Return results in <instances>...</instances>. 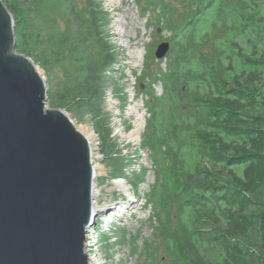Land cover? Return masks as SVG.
I'll return each instance as SVG.
<instances>
[{
  "label": "trees",
  "instance_id": "1",
  "mask_svg": "<svg viewBox=\"0 0 264 264\" xmlns=\"http://www.w3.org/2000/svg\"><path fill=\"white\" fill-rule=\"evenodd\" d=\"M174 1L144 7L160 8L174 52L167 69L157 68L162 93L151 95L140 144L160 168L148 201L162 264H264V0H198L203 11L186 34L173 22ZM3 2L16 50L47 74L48 104L91 123L110 167L105 179L125 180L103 106L117 49L101 0ZM186 8L189 19L197 5ZM206 12L210 27L198 35ZM146 247L157 250L152 241Z\"/></svg>",
  "mask_w": 264,
  "mask_h": 264
},
{
  "label": "water",
  "instance_id": "2",
  "mask_svg": "<svg viewBox=\"0 0 264 264\" xmlns=\"http://www.w3.org/2000/svg\"><path fill=\"white\" fill-rule=\"evenodd\" d=\"M169 49L159 44L155 57ZM48 91L45 74L16 51L0 0V264H88L95 145L67 111L47 107Z\"/></svg>",
  "mask_w": 264,
  "mask_h": 264
},
{
  "label": "rangeland",
  "instance_id": "3",
  "mask_svg": "<svg viewBox=\"0 0 264 264\" xmlns=\"http://www.w3.org/2000/svg\"><path fill=\"white\" fill-rule=\"evenodd\" d=\"M152 1L101 0L102 7L110 18L109 41L117 49V63L107 73L103 106L110 114L111 137L116 142V149L122 151L121 157L126 160V169L125 180L105 179L110 167L100 151L101 141L95 140L94 153L98 160L94 162L100 168L95 178L97 193L94 205L97 217L87 229L86 241V253L93 264H162L165 261L160 240L156 238L153 230V208L148 201L160 168L156 167L153 154L140 144L149 117L151 95L154 93L159 96L162 93L160 81L155 80L157 68L167 69L170 64L169 56L172 55L173 58L174 52L170 47L165 59L158 60L155 57L157 46L164 42L169 43L171 33L167 29L166 19H158L159 7L144 10ZM200 3L198 0H178L170 3L169 7L175 10L173 22L176 30L180 32L186 26L184 33L188 32L190 20L196 18L194 16L199 11H203L202 8L198 9ZM195 4L197 9L188 19L189 14L185 16L188 11L186 6ZM180 14L184 15L179 17ZM206 14L208 16L199 25L198 35L210 27L213 12ZM54 19L62 30L61 18L55 14ZM149 55L151 62L147 60ZM36 65L47 78L41 66ZM65 67V63L57 67L59 78H62ZM122 97H125L124 104L119 101ZM47 107L53 108L48 101ZM73 119L77 121L74 117ZM77 124L81 127H92L89 122L77 121ZM97 224L100 226L98 229ZM151 241L153 248L157 249L155 252L146 247Z\"/></svg>",
  "mask_w": 264,
  "mask_h": 264
},
{
  "label": "bare ground",
  "instance_id": "4",
  "mask_svg": "<svg viewBox=\"0 0 264 264\" xmlns=\"http://www.w3.org/2000/svg\"><path fill=\"white\" fill-rule=\"evenodd\" d=\"M81 132L87 136V138L89 139V141L91 142L92 146H94V142H95V139L93 137V135L91 134V132L89 131V129H87V127H81L80 128ZM135 137V136H134ZM131 138V137H130ZM137 139V136L136 138ZM96 154L93 155V168H94V173H95V176L100 172V168L99 166L96 164L97 162H94V161H97V157H95ZM120 183V182H119ZM117 185V184H116ZM96 193H97V190H96V187H95V181H94V186H93V194H92V202H93V206H92V211L94 212L95 214V205H94V200L96 198ZM97 215V214H95ZM96 218V217H95ZM94 218V219H95ZM88 255V254H87ZM88 264H93V261L90 259L89 255H88Z\"/></svg>",
  "mask_w": 264,
  "mask_h": 264
}]
</instances>
